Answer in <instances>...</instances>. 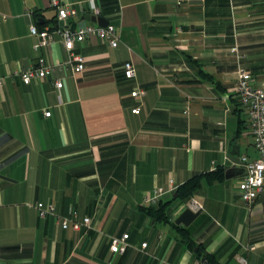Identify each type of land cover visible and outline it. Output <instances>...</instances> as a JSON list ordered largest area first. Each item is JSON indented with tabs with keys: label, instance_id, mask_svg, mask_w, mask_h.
<instances>
[{
	"label": "crops",
	"instance_id": "crops-1",
	"mask_svg": "<svg viewBox=\"0 0 264 264\" xmlns=\"http://www.w3.org/2000/svg\"><path fill=\"white\" fill-rule=\"evenodd\" d=\"M50 1L0 0V264L201 261L180 229L219 264H264V187L248 207L238 189L243 166L227 158L233 144L256 156L235 89L239 68L264 84V0H59L84 7L72 27L94 23L85 16L97 5L118 43L75 42L84 68L74 73L58 66L68 53L55 36L41 51L54 70L25 84L12 73L40 54L29 26L56 24ZM135 88L144 95L131 96ZM217 168L221 180L203 178L193 194L173 197ZM170 179L164 215L148 213L143 196ZM37 202L89 216L91 227L62 228L54 215H37ZM124 233L129 246L112 253L111 237Z\"/></svg>",
	"mask_w": 264,
	"mask_h": 264
},
{
	"label": "built area",
	"instance_id": "built-area-1",
	"mask_svg": "<svg viewBox=\"0 0 264 264\" xmlns=\"http://www.w3.org/2000/svg\"><path fill=\"white\" fill-rule=\"evenodd\" d=\"M97 1V0H93ZM50 5L56 9V24L53 27L37 28L34 24L29 26V33L35 37L33 48L40 54L36 57L34 63L25 69H16L13 75L20 77L21 81L28 84L34 80L48 77L54 70V65L49 63L42 50L54 41L55 36H59L63 41V45L68 53L67 60L58 64L61 68H69L76 73L84 68V58L82 55L73 51L75 42H83L91 36H95L111 46H116L119 35L116 27L108 23L105 26L99 25L97 22L86 25H75L72 27L68 19L83 13L84 7L81 3L62 2L59 0H51ZM91 14L99 15L100 9L97 5L91 8ZM7 19V15L0 12V22ZM231 50L236 51V48ZM125 77L131 78L135 75V67L130 61H126L122 65ZM264 70V66H263ZM2 79L0 78V85ZM57 88L62 87L60 80L54 82ZM236 95L238 104L246 113V124L249 135L251 136L252 145L256 156L250 158L247 155H240V161L244 169V175L238 183L240 199L248 207H250L258 197L264 187V84L256 83L254 76L246 69L239 68L236 73ZM130 95L140 98L144 95L142 88H135ZM139 106L131 109L133 113H138ZM44 115L49 116L50 111H45ZM175 187L170 179L167 187L157 186L143 196V205L152 207L158 205L164 195L170 194ZM189 206L194 210L201 209V204L194 198L189 200ZM35 209L39 217L54 215L59 221L62 228L71 227L74 230L81 228L89 229L91 227V219L89 216H83L77 219L75 212L70 211L69 215L60 216L55 213L53 203L43 204L35 203ZM129 246L128 234L121 236H112L110 239L109 249L112 253H123ZM146 246V242L141 243V248ZM183 264H204V261L185 262ZM237 264H252L245 258L238 257Z\"/></svg>",
	"mask_w": 264,
	"mask_h": 264
},
{
	"label": "trees",
	"instance_id": "trees-1",
	"mask_svg": "<svg viewBox=\"0 0 264 264\" xmlns=\"http://www.w3.org/2000/svg\"><path fill=\"white\" fill-rule=\"evenodd\" d=\"M224 177V169L217 168L214 171H209L202 174H197L186 180L184 183L179 185L176 189L177 196L187 197L194 193L195 190L200 186L203 178L207 179L209 182L215 180H221ZM161 204V203H160ZM158 204L157 207H148L146 208L148 213H159L161 216L164 215L162 205ZM182 232L183 240L187 243L188 247L197 252L199 255H204L205 261L204 264H219L213 255L205 252L204 248L200 244H196L188 235L185 229H180Z\"/></svg>",
	"mask_w": 264,
	"mask_h": 264
},
{
	"label": "water",
	"instance_id": "water-1",
	"mask_svg": "<svg viewBox=\"0 0 264 264\" xmlns=\"http://www.w3.org/2000/svg\"><path fill=\"white\" fill-rule=\"evenodd\" d=\"M86 20H90L93 22H97L99 25L105 26L107 25L109 22L107 20H105L101 15H93V14H87L85 16ZM227 158L232 162V167H235L236 165H241L242 162L240 161V150H239V146L237 144H233L231 149L228 152ZM230 170L231 169H227L225 174L226 177H229L230 175ZM177 193L175 192L173 197H176ZM201 261H205V257L203 256Z\"/></svg>",
	"mask_w": 264,
	"mask_h": 264
},
{
	"label": "rangeland",
	"instance_id": "rangeland-1",
	"mask_svg": "<svg viewBox=\"0 0 264 264\" xmlns=\"http://www.w3.org/2000/svg\"><path fill=\"white\" fill-rule=\"evenodd\" d=\"M161 203V202H160ZM160 203H158V204H160Z\"/></svg>",
	"mask_w": 264,
	"mask_h": 264
}]
</instances>
